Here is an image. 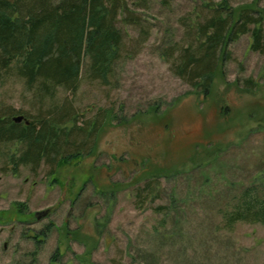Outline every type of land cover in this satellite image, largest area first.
I'll return each mask as SVG.
<instances>
[{"label": "rangeland", "instance_id": "1", "mask_svg": "<svg viewBox=\"0 0 264 264\" xmlns=\"http://www.w3.org/2000/svg\"><path fill=\"white\" fill-rule=\"evenodd\" d=\"M127 1L142 27L122 26L126 52L110 83L88 80L84 66L72 98L79 124L109 112L94 150L50 175L45 162L15 172L10 157L22 146L0 144V264H264V225L228 231L224 218L247 189L264 193V55L241 36L199 93L172 63L191 21L224 0ZM225 1L264 16V0ZM8 109L39 115L25 85L0 73V112ZM154 176L161 197L141 205L137 190Z\"/></svg>", "mask_w": 264, "mask_h": 264}, {"label": "trees", "instance_id": "2", "mask_svg": "<svg viewBox=\"0 0 264 264\" xmlns=\"http://www.w3.org/2000/svg\"><path fill=\"white\" fill-rule=\"evenodd\" d=\"M205 8L208 16L203 11L187 28L190 43L182 46L175 59L172 55L176 73L203 94L213 85L231 42L251 34L252 50L264 55L261 11L250 6L234 9L225 0L207 3ZM136 10L127 0H0V73L25 85L39 113L37 117L23 115L29 124H18L13 118L21 111L0 112V144L22 146L20 155L10 157L15 172L21 166L37 171L45 162L54 175L66 161L94 150L109 112L79 124L81 117L72 98L80 88L84 66L88 80L110 83L126 52L122 26L143 25ZM247 85L255 86L252 80ZM60 89L66 95L58 105L52 101ZM49 101L54 104L48 106ZM159 179L154 176L144 181L137 190L138 203L161 197ZM233 202L224 214L226 230L233 231L241 222L264 225V193L250 188Z\"/></svg>", "mask_w": 264, "mask_h": 264}, {"label": "flooded vegetation", "instance_id": "3", "mask_svg": "<svg viewBox=\"0 0 264 264\" xmlns=\"http://www.w3.org/2000/svg\"><path fill=\"white\" fill-rule=\"evenodd\" d=\"M53 210L54 209H52L51 211H50V213L49 214H47V216H49V215H51L52 213H53ZM46 216V217H47ZM33 217H34V219H36L35 218V214H33ZM37 222H38V220H36ZM37 222H35V223H37ZM3 233H5V231H4V229L2 228L1 230H0V238H1V236H2V234ZM9 235H13V232L11 231V232H9L8 233ZM41 235V236H40ZM44 234H43V232H40V233H38V235H33L32 237H31V241H32V243H33V246L35 247L36 245H37V243H42L43 241L42 240H40V237H42ZM40 236V237H39ZM42 238H44V237H42ZM30 239V238H29ZM12 240V239H11ZM11 245V243H10V241L9 242H4V248H5V250H8V248H9V246ZM26 254H28V253H26ZM28 256L30 257L31 256V254H28Z\"/></svg>", "mask_w": 264, "mask_h": 264}, {"label": "water", "instance_id": "4", "mask_svg": "<svg viewBox=\"0 0 264 264\" xmlns=\"http://www.w3.org/2000/svg\"><path fill=\"white\" fill-rule=\"evenodd\" d=\"M13 121L15 123H22V122H25L26 124H29V120H26L25 117L23 115H20V116H15L13 118ZM51 211V209H46L44 211H40V212H37L35 213V218L36 220H41L42 218H44L45 216H47V214H49Z\"/></svg>", "mask_w": 264, "mask_h": 264}]
</instances>
